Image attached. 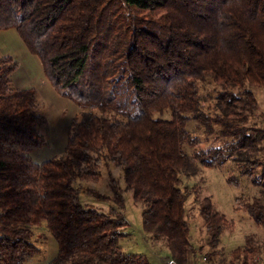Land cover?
Wrapping results in <instances>:
<instances>
[{
    "label": "trees",
    "instance_id": "trees-1",
    "mask_svg": "<svg viewBox=\"0 0 264 264\" xmlns=\"http://www.w3.org/2000/svg\"><path fill=\"white\" fill-rule=\"evenodd\" d=\"M12 27L79 112L64 152L34 161L30 152L49 143L39 131L47 119L36 88L14 85L18 59L0 55V264H23L39 250L32 225L43 220L59 246L46 264H152L119 244L128 220L114 180L108 211L79 199L74 182L99 179L102 160L123 166L145 205L144 230L177 264L198 257L181 185L199 164L232 160L238 175L229 183L248 176L258 184L236 204L264 225V125L252 121L259 102L251 89L264 87V0H0V29ZM207 80L218 84L215 96L203 91ZM190 121L214 144L187 153L199 142ZM200 211L212 251L196 264L264 261V242L249 233L214 262L229 221L207 196Z\"/></svg>",
    "mask_w": 264,
    "mask_h": 264
},
{
    "label": "rangeland",
    "instance_id": "rangeland-1",
    "mask_svg": "<svg viewBox=\"0 0 264 264\" xmlns=\"http://www.w3.org/2000/svg\"><path fill=\"white\" fill-rule=\"evenodd\" d=\"M4 54H12L18 59L20 66L13 74L14 85L18 88H36L39 102L37 112L44 114L47 119L46 124L39 126V131L46 136L49 143L32 150L30 152L32 159L43 162L62 154L67 143L69 123L79 112L78 105L56 90L46 77L39 56L29 51L15 27L0 29V55ZM217 85L207 80L202 82L201 86L204 92L215 96L214 88ZM251 89L259 102V109L252 121L264 125V87L251 86ZM191 127H194L192 121L188 123V128L199 137V142L195 145L186 144L184 149L187 153L192 154L197 148L214 144L212 138L208 137L202 129ZM262 153L264 155V150ZM100 170L99 179H78L74 182L80 201L101 211H108L115 205L113 198H109L113 195L111 183L114 180L125 199L123 213L128 220L127 226L122 229L123 235L119 238V244L126 252L145 254L152 264H168L171 257L167 248L143 228L142 212L145 205L137 201L133 191L127 187L123 166L120 163L102 160ZM231 175H238V171L234 168L232 160H228L222 166L199 164V170L195 175L184 177L181 186L188 188L190 192L186 201V216L190 225L192 242L198 249V257L196 260L192 259V264H196L199 257L204 258L207 252L212 251L208 244L205 221L200 211V202L206 196L211 198L216 208L224 213L229 221L220 235L218 247L221 253H212L214 262L219 263L221 257L244 244L245 237L249 233H254L258 241L264 242V225L257 223L245 211L238 209L236 204L239 196L251 197L257 194L259 186L248 176H241L240 184L234 185L228 182V177ZM259 179H261V171ZM32 230V241L39 250L27 258L23 264H46L58 254L57 240L46 220L32 225ZM260 256L263 257L260 259L264 260V252Z\"/></svg>",
    "mask_w": 264,
    "mask_h": 264
},
{
    "label": "built area",
    "instance_id": "built-area-1",
    "mask_svg": "<svg viewBox=\"0 0 264 264\" xmlns=\"http://www.w3.org/2000/svg\"><path fill=\"white\" fill-rule=\"evenodd\" d=\"M258 259H259V258H258ZM167 263H168V264H175V261L172 260V259H170ZM198 264H203V263H198ZM260 264H264V261H261Z\"/></svg>",
    "mask_w": 264,
    "mask_h": 264
}]
</instances>
